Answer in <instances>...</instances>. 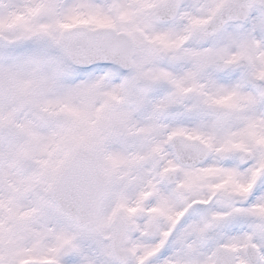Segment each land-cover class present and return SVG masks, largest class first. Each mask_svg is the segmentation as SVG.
<instances>
[{
  "label": "flooded vegetation",
  "instance_id": "flooded-vegetation-1",
  "mask_svg": "<svg viewBox=\"0 0 264 264\" xmlns=\"http://www.w3.org/2000/svg\"><path fill=\"white\" fill-rule=\"evenodd\" d=\"M246 28H225L202 47L203 30H199V39L191 30L178 41V48L168 51L167 63L152 54L158 69L147 55L152 52L145 46L137 47L136 59L142 71L137 79L150 81L152 90L141 89L134 81L117 94L116 104L126 124L112 120V131L102 130L99 153L103 159L92 150L74 151L73 147L70 158L79 152L92 157L105 186L98 218L105 215L107 204H113L115 213L108 232L129 230L118 254L120 262L215 264L219 250H226L222 253L225 263V257L231 260L236 256L237 264H253L255 254L248 251L255 249L259 258L254 264H264V225L259 221H264V147L254 154L236 148L233 131L225 134L224 128L229 126L221 120L225 110L203 107L210 98L219 97V89L232 97L227 101L238 99L242 104L240 95L250 94L264 119V79L250 77L247 65L239 74H221L216 69L218 63L246 64L242 57L221 59L225 49L231 50L228 39L232 32ZM228 32L226 40L224 33ZM146 71L156 74L145 77ZM253 81L259 87L257 94L252 92ZM119 201L125 203L124 208ZM118 218L131 227L125 221L113 226ZM104 239L111 247L108 238Z\"/></svg>",
  "mask_w": 264,
  "mask_h": 264
},
{
  "label": "rangeland",
  "instance_id": "rangeland-1",
  "mask_svg": "<svg viewBox=\"0 0 264 264\" xmlns=\"http://www.w3.org/2000/svg\"><path fill=\"white\" fill-rule=\"evenodd\" d=\"M127 1L0 0V35L21 46L26 40L32 41L38 44L42 56L46 47L57 43L59 28L70 22L93 28L116 27L133 38L136 48L145 46L150 51V44L143 40H152L167 50L173 42L175 49L191 30L200 35L207 19L231 0H185L177 21L167 29L150 21L152 13L166 0ZM259 18L255 12L245 31L224 33L226 40L230 35L231 50L225 49L221 59L245 58L248 75L263 80L264 20L257 24ZM45 36L51 38V43ZM152 54L147 55L154 61ZM60 59L54 63L56 67L42 58L16 63L0 60V126L11 127L7 136L0 135V264H115L104 240L110 236L108 225L115 213L114 205L107 204L97 229L86 232L56 213L50 193L74 151L92 150L94 155L100 154L99 160L103 159L99 153L102 130L110 133L115 125L112 120L126 124L119 106L111 108V102L118 103L113 97L118 87L115 85L113 92L112 85L94 74L76 75L86 78L81 81ZM153 74L156 72L148 76ZM163 76L171 81L167 72ZM221 84L222 81L220 87ZM240 96L243 104L238 99L227 101L232 97L219 89V97L210 98L203 107L223 108L226 115L221 120L229 125L224 128L225 134L232 130L236 137L232 144L254 154L264 147V119L259 117L252 95ZM109 99L111 102L106 101ZM77 138L85 143H78ZM74 176L73 173L71 177ZM119 202L124 208L125 203ZM65 246L72 248L68 257L61 255Z\"/></svg>",
  "mask_w": 264,
  "mask_h": 264
},
{
  "label": "water",
  "instance_id": "water-1",
  "mask_svg": "<svg viewBox=\"0 0 264 264\" xmlns=\"http://www.w3.org/2000/svg\"><path fill=\"white\" fill-rule=\"evenodd\" d=\"M181 3L182 0H169V10H172V17L178 13L179 4ZM256 3L263 4V7L260 9L264 14V0H236L234 4L225 8L209 23L206 32H218L231 21H245L248 17L250 5ZM60 44V51L66 56L69 64L75 69H90L107 64H115L130 70L133 66L132 57L134 55V49L131 38L123 33L118 35L113 29L89 30L86 27H76L62 33ZM8 132L9 127L0 128L1 134L4 135ZM83 161L85 160L83 159ZM83 161L81 162L79 159L75 160L77 163H84ZM70 172L71 167H68L55 184L51 197L52 204L62 213L63 217L68 222H76L77 224H81L80 226H83L86 230H91L95 226V216L80 218L76 215H70L68 206L64 204L70 199ZM88 175L89 173L83 176L84 180L82 181L78 180L79 176L76 175V184H83L86 187V194H84V197L90 203L91 198L87 195L95 190L92 189L91 186H96V181L92 180L90 175ZM94 195L95 193L92 192V196ZM92 200L94 199L92 198ZM100 200L101 196L92 203L95 212L97 211ZM120 238H124V233ZM69 252L70 249L65 248L62 255H68Z\"/></svg>",
  "mask_w": 264,
  "mask_h": 264
}]
</instances>
